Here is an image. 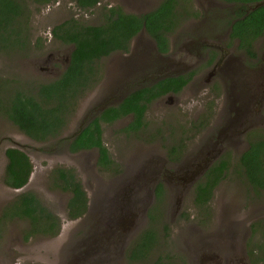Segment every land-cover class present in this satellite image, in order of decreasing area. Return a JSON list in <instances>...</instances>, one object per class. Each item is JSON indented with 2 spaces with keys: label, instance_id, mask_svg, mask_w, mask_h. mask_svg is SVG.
<instances>
[{
  "label": "rangeland",
  "instance_id": "374dc122",
  "mask_svg": "<svg viewBox=\"0 0 264 264\" xmlns=\"http://www.w3.org/2000/svg\"><path fill=\"white\" fill-rule=\"evenodd\" d=\"M161 1L99 0L88 10L77 7L75 0H51L44 6L27 2L31 10L30 47L25 53L0 51V216L2 209L17 195L32 192L59 217L61 225L56 237L33 236L25 241L22 234L27 223L5 221L0 233V264H71L78 256L82 257L80 264H152L156 257L164 255L175 262L183 259L186 264H199V256L205 259L206 264H232L230 261L236 254H240L239 258L243 252L249 256L251 249L253 253L249 262L242 257L243 264H251L252 260L263 257L264 191L252 190L238 158L250 141L264 139V105L256 111L253 122L242 135L237 136L233 143L227 141L216 152L213 161L225 158L229 166L225 178L214 189L208 206L209 220L202 223V215L194 205L196 182L191 184V176L186 183H178L172 190L165 184V198L159 209L162 215L159 214L158 221L153 222L159 243L148 259L140 262L129 261L127 253L138 235L151 225L147 211L155 200L154 181L151 175L142 181L143 184H134L133 179L143 175L155 163L159 169L158 162L174 145L185 147L183 157L201 148L218 127L223 103L227 99L223 86L217 81L210 93L189 89L154 101L145 114L146 127L138 133L124 130L130 117L102 124L103 143L110 158L121 168L118 175L97 167L95 150L68 154L66 145L60 144L59 139L33 142L1 112L2 104L14 92L33 94L38 85L54 81L63 73L71 46L52 39L54 26L69 19L84 25H99L108 16L109 8L141 15L155 9ZM191 3L193 9L199 8L196 0H191ZM187 18L173 32L174 37L179 36L178 42L190 24ZM141 34L130 43L131 53L138 49L140 43L152 47L146 33ZM232 47L233 44L230 50ZM128 57V54L117 53L98 62L103 71L102 79L79 98L61 139L71 137L84 117L93 110L94 103L105 93L111 94V88L124 89L125 93L131 61ZM207 65L205 59L198 61L195 67L198 78L209 68ZM206 112H210L207 113L206 127L195 130L192 124L198 119L202 121ZM236 141V146H233ZM13 147L25 152L33 165L28 184L20 190L6 187L3 181L7 164L5 151ZM180 166L184 169V165ZM56 167L74 168L87 194L88 210L77 220L70 221L66 216L69 195L51 188V176ZM164 224L167 225L166 232ZM257 224L260 226H254V230L252 226ZM257 245L263 248L259 249ZM83 250L84 253H80ZM208 257L211 258L209 263L206 261ZM257 264H264V258Z\"/></svg>",
  "mask_w": 264,
  "mask_h": 264
},
{
  "label": "trees",
  "instance_id": "16d2710c",
  "mask_svg": "<svg viewBox=\"0 0 264 264\" xmlns=\"http://www.w3.org/2000/svg\"><path fill=\"white\" fill-rule=\"evenodd\" d=\"M44 6L51 0H0V51L25 53L30 47V15L27 2ZM237 4L252 5L261 0H225ZM99 0H75L77 7L88 10ZM244 6H242L243 8ZM247 9V8H246ZM187 16L199 17L194 11L191 0H162L152 11L135 15L123 12L120 8H109L108 16L99 25H84L69 19L54 26L51 30L53 40L71 46L69 60L63 73L54 81L40 84L32 94L14 92L8 101L2 104V114L21 133L36 143L59 139L67 145V152L75 154L81 151L95 150L96 165L100 170L112 175L121 173V168L109 156L102 139V124H112L130 117L124 128L126 132L138 133L146 127L145 114L148 106L168 92L177 94L186 84L183 76L166 78L150 86H144L128 94L118 105L106 108L93 119L74 138L61 139L69 117L76 111L79 98L102 79V70L98 64L102 59L116 53L126 54L131 41L144 29L153 40L158 51L168 49L167 34L174 32ZM242 16V15H241ZM264 31V6L249 10L242 20L231 27L230 44L239 40L238 49L254 58V43L262 37ZM176 147L168 150L169 158ZM7 164L4 172V184L12 190L24 188L33 172V165L25 152L19 148L5 151ZM238 164L247 183L254 192L264 191V139H253L248 148L239 156ZM228 160L220 158L207 168L203 176L194 185V205L202 215V223L210 218L209 203L216 186L225 178ZM149 172L133 179L134 184H143ZM153 174L151 177H154ZM151 182V180H150ZM51 188L69 195L66 203V216L70 221L83 217L88 210L87 194L74 168L56 167L51 176ZM155 200L147 211L150 226L141 232L127 253V259L140 262L148 259L159 239L153 222L162 215L159 210L165 198V188L156 183ZM27 223L22 238L28 241L33 236L56 237L60 231V219L32 192H22L10 201L0 216V233L5 221ZM253 225L254 226H258ZM260 226V225H259ZM251 227V228H252ZM167 231V225H163ZM255 230V228H254ZM253 230V232H254ZM264 232V229L262 230ZM262 249V245H257ZM253 253V250L248 253ZM252 260L251 264L263 261ZM84 264V263H83ZM152 264H186L183 259L175 262L168 255L158 256Z\"/></svg>",
  "mask_w": 264,
  "mask_h": 264
},
{
  "label": "flooded vegetation",
  "instance_id": "af4514ba",
  "mask_svg": "<svg viewBox=\"0 0 264 264\" xmlns=\"http://www.w3.org/2000/svg\"><path fill=\"white\" fill-rule=\"evenodd\" d=\"M196 2L199 8H194V11L199 12V17H186L190 24L188 29L181 34L182 40L178 42L179 36L174 37L173 32L167 34L168 49L165 52H160L153 40L146 34L152 41V47L146 43H140L136 51L131 53L129 48L126 53L130 56V62L134 63H131L129 68L131 74L127 76L129 79L125 93L124 89L121 91L119 88L117 90L111 88V94H104L106 97L117 99L140 88L139 86H150L166 78L178 76L185 77L186 84L177 94L168 92L161 95L159 100L181 94L189 89L197 93L201 90L210 93L217 81L223 86L227 99L223 103L218 127L204 141L201 148L196 153L183 157L185 147L181 144L174 145L172 147H176V152L170 158L167 153L165 158L158 162L159 169L155 162L149 167L148 175L155 174L153 181L164 187L166 184L171 190L173 187H177L178 183H186L190 176L193 180L192 174L196 172L199 174L200 168L215 163L218 160L213 161L216 152L227 141L233 143L237 136L242 135L248 129L249 123L253 122L256 111L264 105V31L262 37L254 43L253 48L256 54L254 58L247 56L242 49H238L239 40L237 38L230 44L231 27L249 12V4H237L225 0H196ZM242 6L244 7L242 8ZM138 35L136 37H140L141 32ZM232 44L233 47L230 50L229 47ZM260 46L262 49L259 48ZM235 49L239 53H236ZM203 59L209 68H206L204 75L198 78L195 67L198 65V61ZM216 91L217 89L214 92L216 93ZM207 113L210 112H206V115L202 116V121L198 119L192 124L195 130L198 131L206 127L209 119ZM236 143L237 141L233 146H236ZM67 146L68 144L65 146L66 150ZM246 146L248 148V144ZM180 165H184V169H180L182 168ZM156 178L157 180H155ZM80 253H84V250ZM238 256L240 254H236L230 262L243 264V258H247L249 262V256L244 252L240 258ZM199 259V264H206L202 256H199ZM206 261L209 263L211 258H206Z\"/></svg>",
  "mask_w": 264,
  "mask_h": 264
},
{
  "label": "water",
  "instance_id": "95a60500",
  "mask_svg": "<svg viewBox=\"0 0 264 264\" xmlns=\"http://www.w3.org/2000/svg\"><path fill=\"white\" fill-rule=\"evenodd\" d=\"M261 6H264V0H261L259 2H256L253 5H249L248 6V9L255 10L256 8L261 7ZM144 14H146V13H144ZM141 15H143V14H141ZM138 16H140V15H138ZM143 32H144V29H142L141 33H143ZM128 58H130V56ZM131 63H134V62H130V67L132 65ZM129 74H131L130 71L128 72L127 75H129ZM156 79L158 80L159 77L156 78ZM139 87L141 88L142 86H139ZM136 89H139V88H136ZM130 93H131V91L128 92L127 94L121 96L120 98H117V99H112L110 97H106L105 95L102 96V98L98 99L94 103L93 110L91 112H89L86 117H84V119L82 120V122L78 125L77 129H75L74 132L71 134V137L70 138H74L77 135V133H79L80 131H82L93 119H95L96 117H98L106 108L118 105ZM207 166H205L203 168H200L201 172L199 174H198V172L192 174L193 175V180L191 179L192 183L197 182V180L204 174V172L209 167V166L208 167ZM155 185H156V183L154 182V187H155ZM81 259H82L81 256L75 257L74 263H71V264H80L81 263Z\"/></svg>",
  "mask_w": 264,
  "mask_h": 264
}]
</instances>
